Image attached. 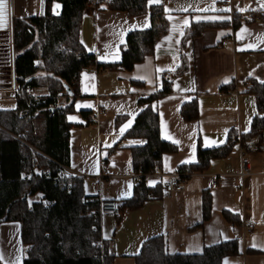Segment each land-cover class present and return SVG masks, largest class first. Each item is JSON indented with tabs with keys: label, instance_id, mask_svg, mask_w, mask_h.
<instances>
[{
	"label": "crops",
	"instance_id": "crops-1",
	"mask_svg": "<svg viewBox=\"0 0 264 264\" xmlns=\"http://www.w3.org/2000/svg\"><path fill=\"white\" fill-rule=\"evenodd\" d=\"M159 3L168 12L169 28L154 53L132 71L92 68L81 74L82 94L70 103L73 111L67 114L72 126V155L66 175L84 177L86 194H97L102 202L113 200L121 208L120 215H101V234L110 247L113 245L114 264H136L143 242L154 235L164 236L171 254L202 253L209 245L236 239L239 253L226 257L224 264H264V131L250 141L262 146L250 154L251 175L240 174L243 162L239 141L228 157L212 161L204 173L192 174L183 191L164 190L160 198H150L137 210L123 209V201L134 196L138 180L130 148L145 143L143 139L125 138L143 110L139 98L155 94L166 81L173 84L172 92L156 100L154 107L160 115L161 135L179 149L164 153L160 167L176 173L180 165L197 162L200 145H224L234 125L241 133L250 130L258 105L256 96L247 90L253 79L264 82V20H242V16L253 11L264 12V0ZM45 5L46 0H6L4 21L0 24L1 91L15 88V32L10 14L34 15L29 12L36 7L38 14H43ZM61 9L62 4L55 2L54 13L59 14ZM151 15L146 12L135 16L88 6L82 20L81 41L89 52L95 53L98 62L118 63L130 31L151 28ZM237 17L242 21L234 27ZM199 23L210 26L198 36L188 37ZM231 82L235 88L224 91L222 88ZM192 100L198 102L200 115L187 121L182 107ZM15 102L14 97L0 98L1 107H15ZM92 114L98 118L91 121ZM120 115L123 116L118 120ZM161 181L152 174L146 183L156 187ZM207 190L212 194L213 205L211 218L204 221ZM38 196L35 201L43 197ZM225 212L236 214L240 223L227 220ZM249 221L255 222L250 232L246 229ZM21 225L17 220L0 222V264H22L27 247L22 242Z\"/></svg>",
	"mask_w": 264,
	"mask_h": 264
},
{
	"label": "trees",
	"instance_id": "trees-1",
	"mask_svg": "<svg viewBox=\"0 0 264 264\" xmlns=\"http://www.w3.org/2000/svg\"><path fill=\"white\" fill-rule=\"evenodd\" d=\"M96 8L121 10L135 16L152 13V26L132 30L127 43L122 46V59L118 63H100L94 52L88 51L81 41V26L88 0H46L43 14L15 15L14 76L18 87L15 107L0 106V222L17 220L21 225L22 242L27 247L23 264H114L109 243L101 234V200L97 194L88 195L84 177L61 172L71 163V124L67 114L73 111L71 102L82 94L81 74L95 68L132 71L134 66L154 53L160 37L168 32L164 5H150V0H108ZM62 3L60 14L53 5ZM241 18L235 19L240 26ZM210 25L199 23L188 32V37L198 36ZM139 84H145L138 82ZM45 88L47 96L36 94ZM235 83L224 86V91L234 89ZM173 84L166 81L153 95L139 98L142 111L125 138H139L144 144L131 146L136 172L142 168L162 165L163 154L176 153L178 145L161 135V122L154 103L171 93ZM256 96L257 112L249 131L243 133L241 143L255 139L264 131V82L251 80L247 90ZM65 93L69 103L57 107L59 94ZM185 120H196L201 108L196 100L182 107ZM121 116H118L120 120ZM240 133L232 128L224 145L207 148L199 146L196 163L180 165L181 179L204 173L218 158L230 155L239 143ZM135 194L123 201V209L137 210L150 200L160 198L162 183L148 186L147 178L137 177ZM42 194L40 200L30 202L29 197ZM204 221L211 218L212 194H204ZM232 223H240L236 214H224ZM236 239L207 246L202 253L171 254L166 249L163 235L146 239L136 264H224L228 256L239 253ZM29 246V248H28Z\"/></svg>",
	"mask_w": 264,
	"mask_h": 264
},
{
	"label": "built area",
	"instance_id": "built-area-1",
	"mask_svg": "<svg viewBox=\"0 0 264 264\" xmlns=\"http://www.w3.org/2000/svg\"><path fill=\"white\" fill-rule=\"evenodd\" d=\"M88 6H93L94 8L98 4H104L106 2H109L108 0H88ZM264 20V12L261 11H253L249 13L248 16H242V20L245 22H252L254 20ZM228 40L224 41L223 45H227ZM95 68V67H93ZM171 77V76H169ZM98 118L97 114H92L90 116L91 121L96 120ZM233 128L240 133V136H238L240 142L242 140L243 133L240 132L238 126H233ZM241 161L242 163V170H241V175L243 177H246L247 175H251V167H250V162L252 160L250 159V154L253 152L259 151L262 146L256 142H250L249 140L246 141L244 144L241 143ZM66 169H64L63 172H61V177L66 176ZM154 174L155 176H158L159 178L162 179L161 183L163 185V191H169V193L172 192H178V191H183L184 188V183L185 181L181 179V173L177 171L176 173H168L165 170H162L160 166L156 167H150L147 173H143L142 168L139 169V171L136 172V176L142 178V176H145L146 178L150 175ZM101 215L104 213H114L115 215H120L121 214V208L117 205L116 202L113 200L101 202ZM255 228V222L249 221L248 224L246 225V229L248 232L253 231ZM111 250H113V245H111ZM110 250V252H111Z\"/></svg>",
	"mask_w": 264,
	"mask_h": 264
},
{
	"label": "rangeland",
	"instance_id": "rangeland-1",
	"mask_svg": "<svg viewBox=\"0 0 264 264\" xmlns=\"http://www.w3.org/2000/svg\"><path fill=\"white\" fill-rule=\"evenodd\" d=\"M19 1L20 0H13V2L15 3H19ZM34 1V0H33ZM62 4V3H61ZM31 10V9H30ZM37 7H36V9H35V11L34 12H29V13H38L37 12ZM31 11H33V10H31ZM61 12H59V14H60ZM10 18H12L11 20H12V26H13V19H15L14 18V16L13 15H11L10 14ZM6 75V74H5ZM17 86H16V84H15V88H10L9 90L8 89H6V90H0V98L2 97L3 99H9V98H11V97H14L15 96V93H16V91H17ZM13 93V94H12ZM40 94L41 96H47L48 95V91L45 89V88H37L36 89V94ZM59 100H57V103H56V106L57 107H59V106H61L62 104H65V103H69V98H67V96H66V94L64 93H61V94H59V98H58ZM8 107V106H7ZM2 108H6V107H2ZM37 197H39L38 195L37 196H35V197H29V200L32 202V201H35L36 200V198ZM28 248H29V246H28ZM24 261V260H23ZM19 262H20V260H19ZM21 264V263H20ZM22 264H23V262H22Z\"/></svg>",
	"mask_w": 264,
	"mask_h": 264
},
{
	"label": "snow or ice",
	"instance_id": "snow-or-ice-1",
	"mask_svg": "<svg viewBox=\"0 0 264 264\" xmlns=\"http://www.w3.org/2000/svg\"><path fill=\"white\" fill-rule=\"evenodd\" d=\"M153 2V0H150V3ZM155 2L159 3V0H155ZM5 9H6V0H0V24L4 21V15H5ZM220 11H226V9H219ZM129 124H131V121H129ZM127 127V126H125ZM124 129H121V132H123Z\"/></svg>",
	"mask_w": 264,
	"mask_h": 264
},
{
	"label": "water",
	"instance_id": "water-1",
	"mask_svg": "<svg viewBox=\"0 0 264 264\" xmlns=\"http://www.w3.org/2000/svg\"><path fill=\"white\" fill-rule=\"evenodd\" d=\"M47 4V3H46Z\"/></svg>",
	"mask_w": 264,
	"mask_h": 264
}]
</instances>
